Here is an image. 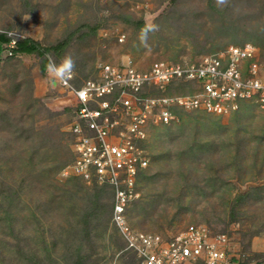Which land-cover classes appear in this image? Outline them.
<instances>
[{"label":"rangeland","instance_id":"1","mask_svg":"<svg viewBox=\"0 0 264 264\" xmlns=\"http://www.w3.org/2000/svg\"><path fill=\"white\" fill-rule=\"evenodd\" d=\"M0 33L41 52H0V264H138L111 220L112 188L64 172L73 101L41 61L79 82L101 63L142 70L250 43L264 69V0H0ZM176 113L149 130L128 226L202 225L229 236L237 264H264V112Z\"/></svg>","mask_w":264,"mask_h":264},{"label":"built area","instance_id":"2","mask_svg":"<svg viewBox=\"0 0 264 264\" xmlns=\"http://www.w3.org/2000/svg\"><path fill=\"white\" fill-rule=\"evenodd\" d=\"M7 39L11 54L15 39ZM256 52L250 43L230 45L198 61H155L142 70L128 61L101 63L95 76L79 82L69 66L48 61L51 79L73 101V160L64 172L112 188L111 220L138 264H237L224 232L194 224L174 234L136 232L126 213L149 164L144 146L151 127L177 122L178 109L226 115L250 102L264 112V69ZM183 84L188 87L179 91Z\"/></svg>","mask_w":264,"mask_h":264},{"label":"trees","instance_id":"3","mask_svg":"<svg viewBox=\"0 0 264 264\" xmlns=\"http://www.w3.org/2000/svg\"><path fill=\"white\" fill-rule=\"evenodd\" d=\"M7 38L5 35L0 33V52L3 49V44L7 42ZM14 53H31L34 51H37L38 53H41L38 51V45L29 38H26L24 40H20L16 43V47L12 50ZM48 60L46 58H43L40 64L41 71L45 72L47 70Z\"/></svg>","mask_w":264,"mask_h":264}]
</instances>
